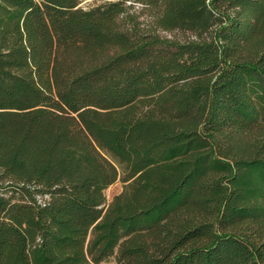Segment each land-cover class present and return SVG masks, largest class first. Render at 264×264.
<instances>
[{"label": "trees", "instance_id": "1", "mask_svg": "<svg viewBox=\"0 0 264 264\" xmlns=\"http://www.w3.org/2000/svg\"><path fill=\"white\" fill-rule=\"evenodd\" d=\"M79 5L0 0V264H264V0Z\"/></svg>", "mask_w": 264, "mask_h": 264}, {"label": "rangeland", "instance_id": "2", "mask_svg": "<svg viewBox=\"0 0 264 264\" xmlns=\"http://www.w3.org/2000/svg\"><path fill=\"white\" fill-rule=\"evenodd\" d=\"M106 2V0H80V7L84 8V9H90L93 7H96L102 3ZM135 10L137 12H142L143 8L141 6H136ZM141 21L145 22V23H150L151 19L148 17V15L146 13H142L141 14ZM160 34L162 36L171 38V39H184L186 37V35L182 32L179 31H175L172 33H167V32H160ZM124 188V183L119 179L117 180L116 183H114L112 186H110L106 191V198H107V202H110L114 196L118 195L119 193H121L123 191ZM101 264H118L115 260V258H111L109 261L107 262H103Z\"/></svg>", "mask_w": 264, "mask_h": 264}]
</instances>
